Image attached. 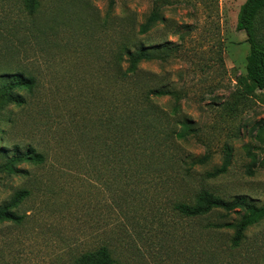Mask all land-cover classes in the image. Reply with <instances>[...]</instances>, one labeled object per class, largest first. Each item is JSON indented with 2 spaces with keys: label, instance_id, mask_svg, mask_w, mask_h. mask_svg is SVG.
Returning <instances> with one entry per match:
<instances>
[{
  "label": "rangeland",
  "instance_id": "374dc122",
  "mask_svg": "<svg viewBox=\"0 0 264 264\" xmlns=\"http://www.w3.org/2000/svg\"><path fill=\"white\" fill-rule=\"evenodd\" d=\"M244 1L41 0L43 14L35 18L24 0H0V76L19 70L36 81L32 93L15 90L24 103L0 104V147L47 152L44 164L22 163L29 173L11 185L0 177V202L19 186L30 190L19 209L22 224L0 222V264H70L99 244L108 245L115 264H198L196 248L220 247L233 231L208 228L203 241L201 225L239 217L213 211L175 223L170 204L191 201L201 188L255 206L252 217L246 211L244 240L225 264H264V90L250 91L244 78L249 44L236 28ZM51 9L59 11V25L38 42L36 23H47ZM152 13L154 23L139 35L138 25ZM118 16L135 24L137 39L156 55L140 64L142 84L172 92L150 97L149 107L190 122L189 135L176 142L189 170L183 177L135 183L130 160L121 167L105 157L111 133L101 120L122 101L109 64ZM257 33L264 43V11ZM81 125L98 137L97 157L87 159L84 148L81 159ZM204 154L206 162L191 163ZM225 162L223 173L207 175Z\"/></svg>",
  "mask_w": 264,
  "mask_h": 264
},
{
  "label": "trees",
  "instance_id": "16d2710c",
  "mask_svg": "<svg viewBox=\"0 0 264 264\" xmlns=\"http://www.w3.org/2000/svg\"><path fill=\"white\" fill-rule=\"evenodd\" d=\"M61 1V0H60ZM24 6L28 15L36 18L42 15L41 0H24ZM264 11V0H245L238 12L236 28L243 30L246 34V41L249 50L245 57V80L249 83V90H264V43L260 40L257 33L258 16ZM49 21L42 24L40 19L35 26V36L37 41H47L48 32L55 30L59 25V11L51 9L48 13ZM144 22L138 25V34L147 32L150 25L155 21V14L152 13ZM123 17L115 18L117 37L110 56L111 65L122 101L114 103L112 111L116 108L115 115L107 113L104 121V129L111 133L108 136L111 144L106 148L107 160L117 162V165H124L130 160L133 168L130 176L139 183L146 176L153 178H165L174 180L171 173L180 174L182 177L189 172L183 168L184 163L177 156L178 139L189 135L191 125L187 118L177 116L176 113L164 112L160 107L155 106V110L149 107L150 97L159 98L166 94H172L169 90L160 87L146 88L142 84L144 70L140 64L156 57L148 51L142 40L137 39L133 33L135 24L132 27L124 24ZM113 26L112 19L109 20ZM108 22V20L106 21ZM132 33H131V31ZM130 32V33H129ZM1 79V100L6 103L21 104L25 102V97L18 90L32 93L36 86L33 75L22 71L8 72L0 76ZM17 90V91H15ZM8 92L2 96V92ZM4 99V100H2ZM123 104L119 108V104ZM112 105V102L110 103ZM109 105V106H110ZM175 108V107H174ZM82 119V118H81ZM179 125V127H178ZM111 137V138H110ZM2 140L3 138L0 137ZM96 135L87 134L82 131L81 125V159L83 149H86L87 159L94 156V149L97 144ZM109 150V151H107ZM0 177L4 187L11 185V181L17 176H24L29 173L26 168L20 166L26 163L31 166H39L47 160V152L38 150L32 146L24 150L15 146L12 149L0 147ZM209 158L208 154L192 159V164H202ZM225 163L208 172V176H215L225 171ZM81 165H83L81 163ZM34 179V178H32ZM30 190L26 186H19L0 202V222H8L20 225L23 222L24 214L19 211L22 204L29 197ZM255 206L249 204L243 196H236L231 199H224L216 196L209 190L201 188L197 190L191 199H176L170 204L175 223L180 224L181 220L188 218L191 220L206 217L209 213L222 211L235 213L239 216L236 221H223L201 225L197 238L204 241L203 230L216 228L221 235V228L232 229V235L226 239V244L212 248L199 246L195 249V259L198 264H225L227 258L232 259L236 251L244 240V231L251 222L250 216L246 213L250 211L251 217L255 215ZM180 220V221H179ZM213 230V229H212ZM202 232V233H201ZM212 249V250H211ZM219 249V251L217 250ZM70 264H115L111 249L107 244H99L93 248L82 250L79 255L73 258Z\"/></svg>",
  "mask_w": 264,
  "mask_h": 264
}]
</instances>
